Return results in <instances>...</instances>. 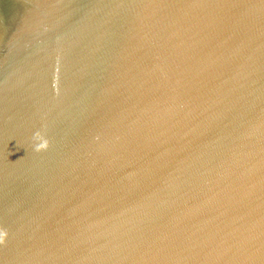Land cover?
<instances>
[{"label":"water","instance_id":"1","mask_svg":"<svg viewBox=\"0 0 264 264\" xmlns=\"http://www.w3.org/2000/svg\"><path fill=\"white\" fill-rule=\"evenodd\" d=\"M0 264H264V0H0Z\"/></svg>","mask_w":264,"mask_h":264},{"label":"clouds","instance_id":"2","mask_svg":"<svg viewBox=\"0 0 264 264\" xmlns=\"http://www.w3.org/2000/svg\"><path fill=\"white\" fill-rule=\"evenodd\" d=\"M0 239H2V237H0Z\"/></svg>","mask_w":264,"mask_h":264}]
</instances>
